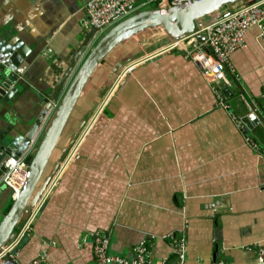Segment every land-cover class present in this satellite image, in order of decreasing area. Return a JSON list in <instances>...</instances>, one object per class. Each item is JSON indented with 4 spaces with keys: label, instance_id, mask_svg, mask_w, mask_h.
<instances>
[{
    "label": "crops",
    "instance_id": "0c3cea01",
    "mask_svg": "<svg viewBox=\"0 0 264 264\" xmlns=\"http://www.w3.org/2000/svg\"><path fill=\"white\" fill-rule=\"evenodd\" d=\"M85 1L0 0L1 39L23 54L27 84L9 104L0 102V138L17 132L14 120L32 118L37 99L59 80L85 37ZM154 33L119 45L90 78L49 162L60 160L54 182L21 224L29 220L30 228L17 245V264L38 255L45 264H92L96 231L123 256L144 240L153 261L175 264L173 247L182 239L185 264H258L264 140L247 119L249 101L264 110L258 27L247 29L245 45L232 54L228 82L204 75L183 50H163L171 42L164 37L152 48ZM122 60L130 62L113 74ZM215 86L233 93L225 97ZM5 198L2 192L0 219Z\"/></svg>",
    "mask_w": 264,
    "mask_h": 264
},
{
    "label": "water",
    "instance_id": "95a60500",
    "mask_svg": "<svg viewBox=\"0 0 264 264\" xmlns=\"http://www.w3.org/2000/svg\"><path fill=\"white\" fill-rule=\"evenodd\" d=\"M253 1L257 0H194L190 4L182 3L167 10L153 7L139 9L116 20L98 39L95 36L97 29L87 28L80 45L70 53L68 65L55 86L49 93L37 99V113L32 118L14 120L13 128L17 132H10L0 138V177L6 170L9 159L25 157V180L17 195L12 197L11 189L3 183L0 184V194L4 192V200L11 201L0 219V250L14 238L16 229L29 217L53 179L60 160L57 159L52 164L49 162L59 148V139L69 123L78 99L97 68L119 45L133 36H139L143 31L153 29H161L167 40L174 41L197 31L203 24V18L222 16L226 7L234 3ZM5 33V30H0V102L9 104L19 87L22 84L27 85L23 83L21 74L26 63L23 59L20 60L23 55L21 51L14 52L13 46L2 41L1 36ZM198 38L202 40L200 35ZM80 59L82 60L79 63ZM129 62L130 60H122L116 63L113 74ZM225 70L227 71L226 66ZM68 78L64 93L58 100V94ZM234 82L239 89V84L235 80ZM215 88L225 97L233 93L232 87ZM101 96L102 91L99 93V97ZM96 104L97 101H94L90 114ZM248 104L250 112L247 119L257 127L256 136L264 140V110H258L250 101ZM87 116L73 128L71 141L65 149L73 144L86 124Z\"/></svg>",
    "mask_w": 264,
    "mask_h": 264
},
{
    "label": "built area",
    "instance_id": "2783aa9c",
    "mask_svg": "<svg viewBox=\"0 0 264 264\" xmlns=\"http://www.w3.org/2000/svg\"><path fill=\"white\" fill-rule=\"evenodd\" d=\"M194 0H86L84 26L94 27L99 35L114 22L130 12L143 6L167 10L182 3L190 4ZM136 4V5H135ZM256 26L259 39L264 47V0L248 3L237 2L226 7L222 16H215L195 32L169 42L163 50L180 49L191 58L202 70L217 81L228 82L225 66L229 65L234 51L245 45V35L249 27ZM202 37V40L198 36ZM256 146L254 141H250ZM26 155V154H25ZM25 157H19L14 162L9 159L7 168L0 177V182L11 189L15 197L25 180ZM54 182L51 180L48 187ZM47 187V188H48ZM30 228L29 220L20 226L14 238L0 250V264H17V245L26 231ZM93 248L92 264H166V261L155 262L150 258V245L140 241L130 256L114 254L109 251L110 237L101 231L91 233ZM176 254L175 264H185L184 241L180 239L173 247ZM45 256L38 255L26 264H45ZM257 263L264 264V250L259 249ZM212 264H230L224 261H214Z\"/></svg>",
    "mask_w": 264,
    "mask_h": 264
},
{
    "label": "rangeland",
    "instance_id": "374dc122",
    "mask_svg": "<svg viewBox=\"0 0 264 264\" xmlns=\"http://www.w3.org/2000/svg\"><path fill=\"white\" fill-rule=\"evenodd\" d=\"M152 6H150V5H146V6H143V7H141L140 9H147V8H151ZM139 10V9H138ZM209 17H211V16H209ZM206 18H208V17H205V18H203V20H205ZM109 28V27H108ZM107 28V29H108ZM106 31V29L103 31V32H105ZM155 32L154 34H156V36L158 37V41H155L154 43H153V46H152V48H156V47H159L160 45H161V43H163L162 41L164 40V39H167L166 38V36H165V34H164V32L161 30V29H153V30H146V31H143V34H146V33H150V32ZM103 32H101V33H103ZM101 33L98 35V37L96 38V39H98L99 37H100V35H101ZM161 37H164V39L161 41V42H159V38H161ZM95 39V40H96ZM160 43V44H159ZM39 138V137H38ZM11 202V201H10ZM8 205H9V202H8Z\"/></svg>",
    "mask_w": 264,
    "mask_h": 264
},
{
    "label": "trees",
    "instance_id": "16d2710c",
    "mask_svg": "<svg viewBox=\"0 0 264 264\" xmlns=\"http://www.w3.org/2000/svg\"><path fill=\"white\" fill-rule=\"evenodd\" d=\"M19 228H20V226L16 229V231H15V235L17 234ZM173 256H174V258H176V254H175V253L173 254Z\"/></svg>",
    "mask_w": 264,
    "mask_h": 264
},
{
    "label": "bare ground",
    "instance_id": "6f19581e",
    "mask_svg": "<svg viewBox=\"0 0 264 264\" xmlns=\"http://www.w3.org/2000/svg\"><path fill=\"white\" fill-rule=\"evenodd\" d=\"M11 161H12V162H14V160H13V159H11Z\"/></svg>",
    "mask_w": 264,
    "mask_h": 264
}]
</instances>
